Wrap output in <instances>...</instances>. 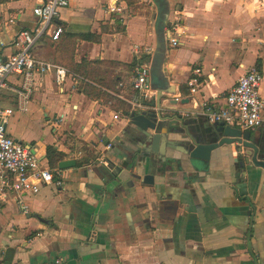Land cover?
<instances>
[{
	"label": "crops",
	"instance_id": "1",
	"mask_svg": "<svg viewBox=\"0 0 264 264\" xmlns=\"http://www.w3.org/2000/svg\"><path fill=\"white\" fill-rule=\"evenodd\" d=\"M39 1L0 3V61L13 52L15 34L35 26L31 11ZM109 4L70 0L57 22L64 34L100 35L99 44L81 42L78 61L149 66L151 90L136 103L128 101L133 110L154 103L156 89L162 88L161 105L172 110L164 114L181 116L195 133L207 122L196 101L224 106L225 95L251 66L262 72L264 101V0H137L133 6L124 1L122 19L109 13ZM9 15L17 16L14 24L7 22ZM134 45L152 52L139 61ZM55 48L44 38L32 54L54 63ZM195 68L201 74L192 97L186 81ZM172 99L174 106L168 105ZM14 107V95L2 90L0 109ZM176 125L167 124L171 130ZM127 127L128 116L78 92L72 78L58 85L51 75H35L29 110L7 118V135L31 147L43 167L49 168L48 146L63 155L61 161L76 165L59 170V161L54 170L61 185L27 195V214L10 195L0 197V264H264V170L238 167L232 146L211 152L198 175L154 170L152 184L145 185L141 176L126 171L102 181L92 174L102 185L94 187L87 171L100 157L119 161L117 139ZM250 132L264 134V122ZM86 153L96 159L78 166Z\"/></svg>",
	"mask_w": 264,
	"mask_h": 264
},
{
	"label": "built area",
	"instance_id": "2",
	"mask_svg": "<svg viewBox=\"0 0 264 264\" xmlns=\"http://www.w3.org/2000/svg\"><path fill=\"white\" fill-rule=\"evenodd\" d=\"M69 1L37 2L31 11L36 19L35 26L20 29L11 42L13 52L5 60L0 61V93L7 90L15 97L14 108L0 109V197L10 195L23 214L29 212V207L25 203L27 195H35L42 187L53 183L60 186L61 179L57 170L40 164L31 147L7 135L6 121L14 111L24 114L28 112L36 74L51 75L58 85L63 84L68 77L74 80L65 68L51 61L36 58L32 54L33 46L40 40L48 38L54 43L59 39L63 29L56 23L58 13L60 9L69 5ZM126 10L124 0H110L108 11L111 15L122 19L121 16ZM17 19L16 15H9L7 22L14 24ZM170 43L173 47L178 45L177 40L173 38L170 39ZM132 51L140 61L141 55L149 56L152 49L145 45H134ZM200 74L199 68L192 69L191 77L186 81L192 97L198 93ZM11 77H16L12 83ZM149 77L150 69L147 64L137 66L132 78V87L138 91L141 99H144L151 90ZM262 80L261 70L257 66L249 67L225 95L224 106L214 108L207 102L197 100L199 114L208 123H224L241 131L255 130L264 122V101L259 92ZM113 118L117 119V116L114 115ZM110 147L107 145L106 149ZM97 162L107 164L104 157H100ZM55 264H60V261L56 260Z\"/></svg>",
	"mask_w": 264,
	"mask_h": 264
},
{
	"label": "water",
	"instance_id": "3",
	"mask_svg": "<svg viewBox=\"0 0 264 264\" xmlns=\"http://www.w3.org/2000/svg\"><path fill=\"white\" fill-rule=\"evenodd\" d=\"M156 92L154 103H143L144 110H134L128 116L124 136L117 139L115 153L119 161L114 164L105 159L106 165L98 163L86 173L90 180L93 179L92 174L97 175L101 181L119 179L120 174L126 171L141 176L142 183L147 185L153 182L154 170L166 175L180 171L198 175L206 170L211 152L223 148L229 150L232 146L238 154L235 161L238 167L244 170L247 166L264 170L263 133L241 131L219 122L201 123L193 133L181 116L164 114L172 111L170 107L161 105L166 91L158 88ZM176 103L172 99L168 105L174 106ZM172 120L177 125L172 126L175 128L171 130L167 124ZM75 165L74 160L61 161L58 169H70ZM92 184L97 188L102 187L101 183L93 180Z\"/></svg>",
	"mask_w": 264,
	"mask_h": 264
},
{
	"label": "trees",
	"instance_id": "4",
	"mask_svg": "<svg viewBox=\"0 0 264 264\" xmlns=\"http://www.w3.org/2000/svg\"><path fill=\"white\" fill-rule=\"evenodd\" d=\"M9 0H0V3ZM127 5L133 6L137 0H124ZM58 24V22L56 21ZM121 24L117 22L120 31ZM81 42L100 43V35L86 34H61L54 42L56 53L54 63L65 68L74 77L75 88L78 92L94 101L102 102L106 107L114 111H121L129 116L134 110L129 102L141 100L138 91L132 87V78L137 68L136 63L123 64L111 60H87L76 58ZM129 101V102H128ZM63 155L53 147L46 148V158L49 169L56 168ZM96 159L91 153H86L85 158L78 161V166Z\"/></svg>",
	"mask_w": 264,
	"mask_h": 264
},
{
	"label": "rangeland",
	"instance_id": "5",
	"mask_svg": "<svg viewBox=\"0 0 264 264\" xmlns=\"http://www.w3.org/2000/svg\"><path fill=\"white\" fill-rule=\"evenodd\" d=\"M76 49L78 50V52H77V54L76 55H79V56H81V53H82V51H83V46H78V47H76ZM55 50H56V48H55Z\"/></svg>",
	"mask_w": 264,
	"mask_h": 264
}]
</instances>
